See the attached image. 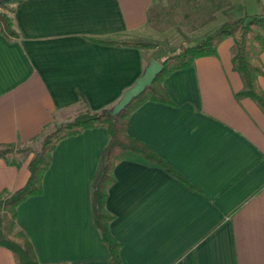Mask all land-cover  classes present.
I'll use <instances>...</instances> for the list:
<instances>
[{
	"label": "crops",
	"instance_id": "1",
	"mask_svg": "<svg viewBox=\"0 0 264 264\" xmlns=\"http://www.w3.org/2000/svg\"><path fill=\"white\" fill-rule=\"evenodd\" d=\"M262 8L264 0H24L11 16L16 37L0 34V147L32 149L52 127L116 105L151 60L160 63L161 46L200 40L228 11ZM123 41L160 47L115 44ZM232 48L226 38L215 56L166 75L167 101L129 115L127 136L175 175L139 156L115 164L104 209L123 264H264V110L239 96ZM257 85L264 91V76ZM107 142L104 127L61 140L42 194L18 206L16 227L38 264H114L90 195ZM32 156L0 158V194L25 185ZM0 264H16L2 247Z\"/></svg>",
	"mask_w": 264,
	"mask_h": 264
},
{
	"label": "trees",
	"instance_id": "2",
	"mask_svg": "<svg viewBox=\"0 0 264 264\" xmlns=\"http://www.w3.org/2000/svg\"><path fill=\"white\" fill-rule=\"evenodd\" d=\"M24 0H0V34L16 37L12 19L6 13H14V7ZM232 38V64L240 73L244 89L239 96L247 97L264 110V91L257 85V79L264 76V66L260 55L264 52V8L258 14L243 16L225 22L215 31L193 43L181 45L174 52L166 54L159 61L162 70L150 86L133 98L128 105L116 114L108 110L87 111L76 115L71 121L60 124L42 137L40 149L8 145L0 147V158L9 161L14 153H33L28 164L29 177L25 185L14 192L0 194V247L9 250L16 264H38L33 247L26 235L17 229L18 206L31 197L42 194V178L51 162L55 146L63 139L78 135L84 130L104 127L108 142L101 155L99 168L90 189L93 220L101 239L105 243L114 264H123L119 258L120 245L109 232L111 216L104 209L107 188L113 182L112 170L116 163L129 156H139L148 163H154L175 175L160 157L149 147L127 136L126 127L129 115L146 101L166 102V95L160 83L168 74L190 67L200 57L215 56L218 45L226 38ZM117 45L150 47L145 42H116Z\"/></svg>",
	"mask_w": 264,
	"mask_h": 264
},
{
	"label": "water",
	"instance_id": "3",
	"mask_svg": "<svg viewBox=\"0 0 264 264\" xmlns=\"http://www.w3.org/2000/svg\"><path fill=\"white\" fill-rule=\"evenodd\" d=\"M162 70V66L155 60H151L146 67L143 75L136 81V83L128 89L119 100V102L113 106V110L109 111L111 114H116L121 111L130 101L137 97L144 89L151 85L155 77Z\"/></svg>",
	"mask_w": 264,
	"mask_h": 264
},
{
	"label": "rangeland",
	"instance_id": "4",
	"mask_svg": "<svg viewBox=\"0 0 264 264\" xmlns=\"http://www.w3.org/2000/svg\"><path fill=\"white\" fill-rule=\"evenodd\" d=\"M228 16H227V20H226V22H231V21H234V20H237V19H239V18H241V16L243 15V14H241V13H237V12H235V11H228ZM6 15L10 18V19H12V14L11 13H6ZM243 17V16H242ZM182 38H184V37H182ZM185 40H187V38L185 37L184 38ZM189 43H191V42H178V43H172V44H168V46L166 45V47L164 46V48L162 47H160V46H158L159 44L158 43H152V42H150L149 44H151L152 46H150L149 48H156V47H160V49H159V61H161L162 60V57L164 56V55H166V54H169V53H171V52H174V51H176L177 49H178V47H180L181 45H185V44H189ZM169 47V48H168ZM168 48V49H167ZM161 50V51H160ZM119 102V101H118ZM117 102V103H118ZM113 106L112 107H109V108H106L105 110H108V111H112L113 109ZM85 112H87L86 110L85 111H83V112H81V113H85ZM81 113H79V114H81ZM62 124V123H61ZM60 125V124H59ZM58 125V126H59ZM57 127V126H56ZM55 127H52L49 131H47V133H50L53 129H54ZM46 133V134H47ZM41 141H42V139H40L38 142H36V144H34V146H33V150H35V151H37L38 149H40V146H41Z\"/></svg>",
	"mask_w": 264,
	"mask_h": 264
}]
</instances>
